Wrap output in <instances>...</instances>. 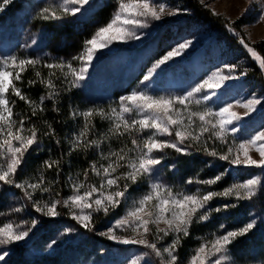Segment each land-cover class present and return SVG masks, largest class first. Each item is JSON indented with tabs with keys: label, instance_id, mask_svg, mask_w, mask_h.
<instances>
[{
	"label": "snow or ice",
	"instance_id": "obj_1",
	"mask_svg": "<svg viewBox=\"0 0 264 264\" xmlns=\"http://www.w3.org/2000/svg\"><path fill=\"white\" fill-rule=\"evenodd\" d=\"M12 2L0 0V12ZM90 2L59 0L42 7L37 16L44 21L61 20L82 13ZM179 11L155 0H116V8L109 22L99 26L90 38L85 39L80 53L72 57L73 61H79L78 68L69 61L57 58L43 61L12 54L0 56V185L19 189L24 198L31 202L35 212L43 216L55 218L60 215L59 207L68 209L70 218L87 231L94 230L95 214L108 216L124 206V213L116 217L105 231L97 234L118 245H139L148 250L130 258L128 264H146V257L151 256L157 258L159 264H182L179 249L183 241L191 236L193 225L208 221L212 214L227 213L237 208L241 201H251L264 189V178L259 175H251L244 180L236 178L219 191L212 187L223 181L231 173L232 167L264 169V127L247 139L237 137L242 127L240 122L258 111L259 107H264V99L255 94L250 98L241 97L225 101L217 110L208 104L213 97L219 99V90L231 87L229 82L246 75L248 69L237 74L236 65L218 67L178 94L149 91L158 70H163L164 65L184 55L193 45V40H184L153 62L142 78V86L138 85L120 96L107 110L96 106L84 110L73 109L72 115L82 118V122L66 138L68 151L57 158L50 154L37 168L36 175L26 176L22 180L17 177L27 154L34 148L37 152L42 151V137H51L58 146L61 145L52 123L41 115L42 123L47 127L43 131L33 121L38 112L43 114L47 110L45 102L51 101L53 111L58 113L62 92L82 87L81 82L87 78L98 52L110 50L114 42L141 39L142 34L138 33V29H147L150 22L176 16ZM213 15L216 13L213 12ZM261 21H264V0H260L258 9L257 22ZM228 31L232 32L233 28L228 27ZM239 43L264 74V56L258 54L243 38ZM38 65L49 70L47 76L39 70L35 71L36 79L28 81L29 85L39 82L47 90L39 101L31 98L19 86L22 74L29 66L35 69ZM10 95L28 105L30 114H17L14 111L16 101L10 99ZM234 108H243V116ZM96 117L108 121L106 130L96 128ZM229 136L232 137L231 142ZM217 144L223 147H217ZM166 149L181 155L203 152L227 161L230 167L208 179L189 178L185 181V185H203V190L197 188L193 192L186 187L175 188L156 176L157 166L162 163ZM90 151L95 158L88 162V167L70 174L64 181L71 194L56 199L60 196L55 188L60 183L62 165L70 163L74 153L86 155ZM253 152L258 159L252 155ZM64 156L69 159L65 161ZM174 167L170 166V170ZM53 168L56 169V176L49 178L45 173ZM91 176H95L97 181L90 182ZM196 176L199 177V173ZM145 182L146 190L129 199L132 187ZM45 193L54 196L44 200L42 197ZM217 198L229 202L211 207V202ZM11 211L19 213L22 208L14 207ZM25 224L28 226L3 223L0 226V245L24 241L37 226L38 220L33 218ZM256 224L255 218L232 230H225L226 225L220 224L219 233H212L211 239L201 238L202 242L184 264H225L232 259L231 246L250 233ZM153 225L156 226L155 232ZM73 231L71 228L65 229L60 235ZM166 238H170L167 243ZM56 243L57 240L51 241L49 247ZM8 255L7 251L0 252V262L5 261Z\"/></svg>",
	"mask_w": 264,
	"mask_h": 264
},
{
	"label": "trees",
	"instance_id": "obj_2",
	"mask_svg": "<svg viewBox=\"0 0 264 264\" xmlns=\"http://www.w3.org/2000/svg\"><path fill=\"white\" fill-rule=\"evenodd\" d=\"M182 3L188 8L190 13L189 20L191 23L206 26L215 35L217 41L224 42L232 48H241L238 41L240 38L245 40V36L242 32V27L246 23L243 18H239L234 21H229L221 16L213 15V13L206 9L199 0H181ZM39 1L34 0H15L8 7L7 16H13L20 11L25 5H29L32 8L35 4H39ZM113 7L111 3L100 7L95 11L93 19L101 22L102 25L107 24L111 17ZM67 19V17H66ZM68 20V19H67ZM27 22V23H26ZM87 22L80 28V32L64 23L62 28L56 29L49 24V21H44L36 16L29 23L28 21H22V26L27 33L39 35L41 32H49L50 43H42L39 50H20L15 54L20 57L38 58L43 61H48L50 58L63 59L69 61L74 67L78 66L77 61H73L72 57L80 53L85 39L89 38L87 35ZM27 25V26H26ZM26 26V28H25ZM227 26V27H226ZM228 27H232L233 31H228ZM86 29V30H85ZM62 37L65 42L61 47L54 48L51 46V42L60 40ZM252 46L257 50L258 54L264 56V40L257 42ZM18 50V49H17ZM47 54L42 56L41 54ZM39 70L42 75L47 76L48 69L38 65L35 69L29 66L28 70L22 74V83L19 85L23 88V91L30 95L31 98L39 101L41 95H46L47 90L37 82L34 85H29L28 81L36 79L34 73ZM250 78L259 83L264 88L263 74L259 67L251 63V71L248 73ZM10 99L16 101L14 111L17 114H30V109L23 101L18 100L15 96L10 95ZM46 111L43 114L38 112L36 117H33V121L43 131L47 130L46 125L42 123L41 115L44 119H47L53 124L56 137L60 139L61 145L58 146L55 140L51 137H42V143L40 148L42 151L37 152L35 148L31 150L24 161L21 170L18 173L17 179H24L26 176H34L37 174L36 170L41 165L42 161L48 158L51 154L53 158L63 156L68 151V144L65 142L75 130H77L78 123L82 122V118L74 117L72 115L73 109L84 110L88 105L84 102V97L80 88L71 89L70 91H63L59 101L60 111H53V104L51 101L45 102ZM95 126L98 130H106L108 122L101 120L99 117L94 119ZM130 144V142H129ZM103 147V145H102ZM94 154L90 151L86 155L73 154L70 158V163H64L62 165L63 171L59 177L60 183L56 186L55 190L60 192L59 197L56 199L66 198L71 194V190L65 185L64 181L67 180L70 174L79 172L88 167V162L94 159ZM69 158L64 156V160ZM175 167L170 170V166ZM207 165H211L208 167ZM225 168H229L227 161H221L214 157H210L207 154L200 152H193L191 155H181L176 153L172 149H166L164 152V159L160 165L157 166L156 176L163 179L167 184L176 186L184 185L185 181L189 178L208 179L218 172L223 171ZM252 170H236V174L240 178L245 177ZM199 173V177L196 176ZM252 173V172H251ZM49 178L56 176V169L46 171L45 173ZM230 173L223 181L217 185L212 186L214 190L219 191L231 183ZM83 179V177H81ZM94 180V176L90 177V182ZM188 186V185H185ZM194 184H191V190H193ZM137 185H134L130 191V196L137 193ZM39 197V193L37 194ZM54 194H43L42 199L48 200L53 198ZM228 201L222 200L217 205L212 203L211 207L219 206L222 203ZM256 204L253 201H241L239 206L230 210L227 213L212 214L210 219L198 225H193L191 228V236L183 241V246L179 249V256L183 262L190 256L192 250L196 248L201 238L205 236H211L212 233H219V225H226L225 230H232L239 228L252 218L253 210ZM14 207H21L22 211L19 213L12 212ZM122 208V206L120 207ZM263 209V210H262ZM260 211H264L262 207ZM58 211L60 215L55 218H49L35 212L31 202L27 201L23 193L14 187L7 185H0V226L6 222L23 224L25 227L28 225L25 222L35 218L38 220L37 226L31 231L29 235L28 244L14 243L11 245H0V252L7 251L9 255L5 261L0 264H75L79 258L89 260V257L93 254L101 256V254H107L111 250V244L97 233L103 232L110 220H112L117 214L105 216L103 213L95 214V227L93 231H87L80 227L74 220H72L66 210L63 207H59ZM74 229L73 232L61 236L65 229ZM57 240V243L49 247L51 241ZM259 252H264V228L256 226L250 233L243 238L237 240L235 244L231 246V256L238 262H246L252 257H258Z\"/></svg>",
	"mask_w": 264,
	"mask_h": 264
},
{
	"label": "rangeland",
	"instance_id": "obj_3",
	"mask_svg": "<svg viewBox=\"0 0 264 264\" xmlns=\"http://www.w3.org/2000/svg\"><path fill=\"white\" fill-rule=\"evenodd\" d=\"M57 2H59V0H40L39 4H35L33 8L29 5H25L13 16H7L9 4L3 12H0V56L8 54L16 55V51L26 49L39 50L41 49L42 43L48 41L50 43L51 33L45 31L41 32L39 35L29 34L27 33L28 30H25L24 26L21 24L22 21H28L29 23L34 19L42 7ZM155 2L165 3L170 9H179V14L172 17L166 16L158 22H150V27L147 29H138V33L142 34L139 40L128 41L126 43L114 42L110 46V50L103 49L98 52L97 58L89 69L87 78L85 81L81 82L82 87H80L84 102L88 105L87 108L96 106L103 107L107 110L109 105H113L120 96L131 92L133 89L137 88L138 85H141L144 74L152 66L154 61L160 59L168 50L178 43L188 39L193 40V45L184 55L175 57L171 62L164 65L163 70H158V73L154 76L152 81L151 88L148 89L149 91L165 95L182 93L192 84L202 80L216 68L224 65H236L237 74L246 68L248 69L246 75L239 76L235 81H230L229 84L231 87L219 90L221 93L220 98L217 99L213 97V99L208 102L209 106H211L213 110H217L225 101H234L241 97L250 98L254 94L264 99V88H262L259 83L253 81L248 75L251 71V63L256 66L257 64L251 59L246 49L239 41L238 43L241 48H232L224 42L217 41L214 33L206 26H199L191 23L189 20L190 13L188 8L181 0H155ZM199 2L212 13L215 12L217 16H221L229 21L243 18L246 23L242 27V32L245 36V42L249 45L264 40V21L257 22L260 0H251V3L250 0H199ZM106 3H111L113 14L116 8V0H91L90 4L85 5L82 13L76 16H67L68 20L66 17L61 20H49V24L56 29H60L64 23L67 22L68 25H71L80 32V28L87 22L86 32L90 38L94 31L102 25L100 21L93 19L95 11L106 5ZM245 9H247V11H245ZM59 38H61L59 41L55 40L51 42L52 47H61L65 42L62 37ZM83 47L84 44L82 48ZM41 55L45 56L46 54L43 53ZM77 63L78 68L79 61H77ZM226 70L227 69H225V71ZM233 110L242 116L245 111L243 108H234ZM240 123L242 127L237 137L241 140L247 139L256 130L264 127V107H259L258 111L252 113L250 117H245ZM165 139H174V137H166ZM231 140L232 137L229 136V141L231 142ZM217 147L223 146L217 144ZM224 150L226 151V148H224ZM252 155L258 159V155L255 152H253ZM238 169L252 170V173L250 172L245 177L240 178V176L236 174V170ZM231 173V182L236 178L244 180L251 175H259L264 178V169H257L254 167H232ZM93 181H97L95 176ZM189 186L190 185L185 186L184 184L173 187H186L193 192L196 191L197 188L204 189L203 185L195 183L193 190H191ZM137 187H139V189L137 188V190H135L137 193L129 196V199L145 191L147 182L137 185ZM222 200L223 199L220 198L214 199L211 204L215 202L217 205L219 202L221 203ZM251 201L256 204V206H253L252 218L257 220L256 226L264 228V211H260L262 207H264V189H262L258 196L254 197ZM64 209L70 217L69 210L66 208ZM124 211L125 207L122 206V208H118L110 213L109 215H114V213L117 212L119 214L109 221L108 226L116 217L121 216ZM160 227H163V225ZM152 230L153 232L156 231L155 225L152 226ZM205 237L211 239L212 235ZM169 239L170 238H166L165 243H167ZM107 241L112 245L111 250L107 254H101L100 257L93 254L89 257V260L79 258L75 264H128L130 258L136 255H142L148 251L139 245H118L113 241ZM18 243L28 244L29 237ZM257 256L258 257L248 259L244 263L238 262L232 257V259L225 262V264H264V252H259ZM187 259L185 261H187ZM181 261L182 264H184L185 261L183 262V259ZM142 264H144V262H142ZM146 264H159V262L157 258L151 256L146 257Z\"/></svg>",
	"mask_w": 264,
	"mask_h": 264
}]
</instances>
